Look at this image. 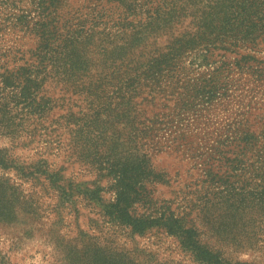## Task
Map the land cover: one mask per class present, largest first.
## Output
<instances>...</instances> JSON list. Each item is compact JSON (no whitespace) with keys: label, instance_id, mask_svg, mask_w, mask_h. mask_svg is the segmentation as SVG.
Listing matches in <instances>:
<instances>
[{"label":"rangeland","instance_id":"1","mask_svg":"<svg viewBox=\"0 0 264 264\" xmlns=\"http://www.w3.org/2000/svg\"><path fill=\"white\" fill-rule=\"evenodd\" d=\"M14 1L0 0V264H91L79 253L90 242L102 249L97 264H206L161 224L136 233L120 222L109 207L113 175L131 196L129 214L173 212L220 264H264V207L250 206L246 174L233 175L245 142L264 135V38L216 44L206 59L203 47L189 54L181 99L168 100L155 132L119 121L115 136L71 140L58 115L84 109L77 95L47 88L51 102L63 99L41 114L40 105L30 111L37 98L3 82L33 45L14 27V14L32 16L30 0ZM70 249L79 251L72 259Z\"/></svg>","mask_w":264,"mask_h":264},{"label":"trees","instance_id":"2","mask_svg":"<svg viewBox=\"0 0 264 264\" xmlns=\"http://www.w3.org/2000/svg\"><path fill=\"white\" fill-rule=\"evenodd\" d=\"M6 3L16 5L14 0ZM30 4L32 16L29 9L21 8L14 14V27L31 36L33 45L20 50L26 56L24 65L3 82L26 100L37 98L30 111L40 105L41 114L63 99L51 102L46 94L49 88L77 95L82 103L77 106L84 109L58 115L66 120L71 140L92 134L115 136L118 131L113 122L119 121L141 134L155 132L159 125H166L168 100L181 99L183 62L189 54L203 47L206 59L213 52L209 47L216 44L239 46L264 38V0H30ZM78 120L82 123L76 126ZM123 134L127 136L128 131L124 129ZM258 136L245 142V158L237 159L233 175L246 174L241 179L248 182L250 206L263 208L264 135ZM112 179L114 202L109 207L120 222L136 233L161 224L179 237L197 261L221 263L215 252L200 246L195 230L183 226L173 212H161L157 218L129 214L127 187L118 184V176ZM72 252L79 251L70 249V259ZM79 253L91 264L102 257L96 242L87 243Z\"/></svg>","mask_w":264,"mask_h":264}]
</instances>
